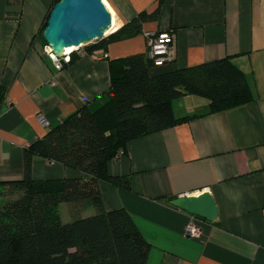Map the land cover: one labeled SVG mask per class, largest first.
<instances>
[{"label": "crops", "instance_id": "1", "mask_svg": "<svg viewBox=\"0 0 264 264\" xmlns=\"http://www.w3.org/2000/svg\"><path fill=\"white\" fill-rule=\"evenodd\" d=\"M56 1L0 0V181L22 180L26 149L79 109L105 103L110 61L147 55L145 33L169 31L176 59L154 65L151 75L231 57L255 100L214 114H208L205 98L176 100V117H201L128 142L109 172L129 177L131 190L101 181L105 208L130 214L151 246L147 264H264V0H104L116 30L143 12L158 16L137 36L106 50L73 52L62 71L39 38ZM32 169L35 180L80 176L41 157ZM206 192L219 216L215 222L202 219L201 236L190 238L185 228L197 216L170 202Z\"/></svg>", "mask_w": 264, "mask_h": 264}, {"label": "trees", "instance_id": "2", "mask_svg": "<svg viewBox=\"0 0 264 264\" xmlns=\"http://www.w3.org/2000/svg\"><path fill=\"white\" fill-rule=\"evenodd\" d=\"M49 16L39 31L44 45ZM157 16V11L143 12L85 48L90 53L106 50L112 42L133 38ZM153 67L140 53L110 61L107 101L79 109L26 149L22 180L0 181V264H147L151 246L130 214L105 208L101 181L131 190L129 177L112 175L109 163L125 153L128 142L201 117H176L173 104L178 99L205 98L208 114L255 100L246 75L231 57L156 76L151 75ZM35 157L61 163L80 176L35 180ZM63 203L91 205L95 211L64 222Z\"/></svg>", "mask_w": 264, "mask_h": 264}, {"label": "water", "instance_id": "3", "mask_svg": "<svg viewBox=\"0 0 264 264\" xmlns=\"http://www.w3.org/2000/svg\"><path fill=\"white\" fill-rule=\"evenodd\" d=\"M112 26V15L103 0H60L50 13L43 37L52 50L62 56L68 48L86 47L108 37ZM170 204L209 222H215L219 216L209 192L179 197Z\"/></svg>", "mask_w": 264, "mask_h": 264}, {"label": "built area", "instance_id": "4", "mask_svg": "<svg viewBox=\"0 0 264 264\" xmlns=\"http://www.w3.org/2000/svg\"><path fill=\"white\" fill-rule=\"evenodd\" d=\"M145 37L148 45L147 56L153 61L155 66L165 65L175 61L176 52L174 47V36L169 31L159 34L145 33ZM82 48L83 47H80L76 51ZM44 51L58 71H62L71 63V54H67L66 51L62 56H58L48 44L44 46ZM103 57L107 58L108 56L104 54ZM38 120L43 127L50 129V122L46 117L39 116ZM202 231L203 220L198 217H192L185 228V233L190 238H199Z\"/></svg>", "mask_w": 264, "mask_h": 264}, {"label": "rangeland", "instance_id": "5", "mask_svg": "<svg viewBox=\"0 0 264 264\" xmlns=\"http://www.w3.org/2000/svg\"><path fill=\"white\" fill-rule=\"evenodd\" d=\"M115 27L114 29L112 30V32L114 33L115 31ZM116 32V31H115ZM97 42V41H96ZM95 42V43H96ZM85 48V47H84ZM82 48V49H84ZM81 50V49H80ZM107 99H104L103 101H101L100 103H104L106 102ZM62 205H64L62 208H61V212L63 214V221L64 222H70L72 220H75V219H78L80 218L81 216H84V214H87L85 212H88V211H91V209H94L93 206L89 205L87 208H85L84 210L83 209H80L78 208L77 206L75 207V205L73 204H69V203H63Z\"/></svg>", "mask_w": 264, "mask_h": 264}, {"label": "bare ground", "instance_id": "6", "mask_svg": "<svg viewBox=\"0 0 264 264\" xmlns=\"http://www.w3.org/2000/svg\"><path fill=\"white\" fill-rule=\"evenodd\" d=\"M104 1V0H103ZM59 2V1H58ZM104 4L106 5V3H105V1H104ZM106 7H107V5H106ZM109 10V9H108ZM110 11V10H109ZM110 13H111V11H110ZM111 15H112V17H113V14L111 13ZM115 25H116V21L113 19V26H112V28H111V30L109 31V33L107 34L108 36L110 35V34H112V30L114 29V27H115ZM78 48H76V47H73V48H68V49H66V53L67 54H72L75 50H77Z\"/></svg>", "mask_w": 264, "mask_h": 264}]
</instances>
